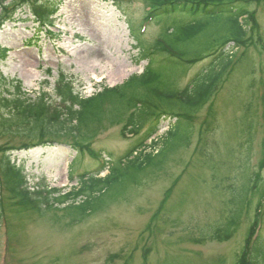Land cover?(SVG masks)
Instances as JSON below:
<instances>
[{"label":"rangeland","instance_id":"rangeland-1","mask_svg":"<svg viewBox=\"0 0 264 264\" xmlns=\"http://www.w3.org/2000/svg\"><path fill=\"white\" fill-rule=\"evenodd\" d=\"M147 3L65 0L55 28H48L52 38L25 20L31 16L23 10L2 26L0 45L9 52L0 62V95L12 92L16 80L29 96L40 89L52 94L62 74L76 93L90 97L102 86L141 74L152 60L148 89L163 116L156 135L140 149L148 157L124 156L149 125L138 136L123 137L121 125L107 124L87 141L113 170L104 184L103 210L85 221L63 210L40 213L16 205L3 193L0 264H236L261 212L264 251V1L250 0L249 20L235 13L173 15L140 29L146 45L161 35L178 55L203 59L185 66L161 53L152 59L139 55L133 33L147 16ZM175 24L192 26L180 43L166 31ZM244 26L246 44L236 46ZM186 88L193 100L201 90L210 92L209 106L186 118L192 113L185 114L181 104L161 105L164 94ZM6 142L0 138V147ZM9 154L22 164L29 186L43 181L62 193L100 162L64 145ZM215 234L230 237L205 238Z\"/></svg>","mask_w":264,"mask_h":264},{"label":"trees","instance_id":"trees-1","mask_svg":"<svg viewBox=\"0 0 264 264\" xmlns=\"http://www.w3.org/2000/svg\"><path fill=\"white\" fill-rule=\"evenodd\" d=\"M63 1L0 0V30L6 22H15L14 17L23 10L31 16L25 20L36 23L38 29L52 38L54 34L48 28L54 25L52 18ZM248 3V0H148L146 7L149 8L150 15L157 16L159 20L161 17L173 15L182 18L223 13H235L238 18L243 20L245 17L249 20L248 17L252 15L245 8ZM190 27L192 26L187 25L178 29L175 24L170 27L169 33L175 36V42L180 43L189 29H192ZM239 31L236 44L244 43L245 26ZM163 42L166 47L173 48L164 38H159L150 47L164 53L165 46L161 45L164 44ZM149 49L147 48V51ZM5 52L6 49L0 45V60L5 58ZM185 57L186 54L179 57L180 64L188 63ZM151 68L150 63L142 74L131 76L119 86L102 87L98 93L88 98L75 93L73 83L62 75L55 81L52 94L40 89L38 92H33V96H29L23 91L19 81L15 82L13 91H9L8 95L1 94L0 138L6 139L7 142L0 147V211L3 193L8 195L10 201L16 202V205L32 206L36 211H41L40 213L49 210L67 211L68 216L72 219L75 217L77 222L86 220L91 213L103 210L105 201L102 196L106 193L104 184L111 175L112 167H109V172L104 178H97L105 168L104 164L101 165L91 176L88 175L80 180L77 187L67 193H61L58 189H48L43 183H38L32 188L28 187L22 164L12 160L9 153L28 151L37 146L56 143L70 146L76 153L83 152L85 146L89 145L87 141L103 131L107 124L121 125L123 137L128 134L138 136L143 128L149 125L141 140L132 148L129 154L131 157L135 150L142 148L144 143L156 134L159 127L161 115L156 111L159 106L155 105V97L150 95L148 89L153 77ZM187 91L188 89H185L180 93L183 100L180 104L185 114L198 110L207 102L210 94L209 92L205 95L201 90L198 97L193 100L189 94L187 95ZM173 94L174 92L164 94L161 105L170 108L173 104H168L173 102L170 100ZM154 145L156 142H153ZM139 152L146 157L151 155V153ZM254 228L253 224L236 264H264V251L259 241H250ZM228 238V235L219 234L210 237L211 240L217 241H225Z\"/></svg>","mask_w":264,"mask_h":264}]
</instances>
